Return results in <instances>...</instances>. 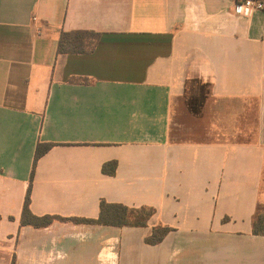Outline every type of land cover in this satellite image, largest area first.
<instances>
[{
  "label": "crops",
  "instance_id": "crops-1",
  "mask_svg": "<svg viewBox=\"0 0 264 264\" xmlns=\"http://www.w3.org/2000/svg\"><path fill=\"white\" fill-rule=\"evenodd\" d=\"M238 1L0 0V264H264V11ZM63 31L101 36L59 55ZM193 79L211 85L200 119ZM39 144L31 210L65 219L46 228L21 226ZM102 201L155 214L71 221Z\"/></svg>",
  "mask_w": 264,
  "mask_h": 264
},
{
  "label": "trees",
  "instance_id": "trees-1",
  "mask_svg": "<svg viewBox=\"0 0 264 264\" xmlns=\"http://www.w3.org/2000/svg\"><path fill=\"white\" fill-rule=\"evenodd\" d=\"M100 36V34L93 31H63L58 40L57 54H85L90 51ZM210 95L211 85L209 83H204L199 79L189 81L186 85L184 97L181 102L182 110L194 119L202 118L204 116L205 106ZM184 117L185 116L182 114L180 119L185 121ZM53 145L54 144H39L37 148L31 181L22 211L21 226L46 228L51 226L55 221L65 220L55 215H45L39 217L34 215L31 210V195L36 165L39 159L46 154L53 147ZM115 167V162L107 163L103 166V172L105 174L113 175L115 174ZM154 214L155 210L153 208H130L124 205L109 204L102 201L100 205V215L97 219H73L71 221L113 227L146 228L149 227V221ZM171 231V228L163 225L153 227L151 234L145 239V242L153 246L159 245ZM253 234L256 236H264V210H261V207L257 210L253 220ZM12 264H15V258Z\"/></svg>",
  "mask_w": 264,
  "mask_h": 264
},
{
  "label": "built area",
  "instance_id": "built-area-1",
  "mask_svg": "<svg viewBox=\"0 0 264 264\" xmlns=\"http://www.w3.org/2000/svg\"><path fill=\"white\" fill-rule=\"evenodd\" d=\"M235 11L238 15L249 17L255 12L264 11V0H240L235 4Z\"/></svg>",
  "mask_w": 264,
  "mask_h": 264
},
{
  "label": "rangeland",
  "instance_id": "rangeland-1",
  "mask_svg": "<svg viewBox=\"0 0 264 264\" xmlns=\"http://www.w3.org/2000/svg\"><path fill=\"white\" fill-rule=\"evenodd\" d=\"M261 210H264V207H261Z\"/></svg>",
  "mask_w": 264,
  "mask_h": 264
}]
</instances>
